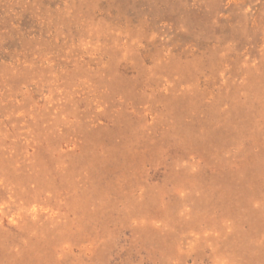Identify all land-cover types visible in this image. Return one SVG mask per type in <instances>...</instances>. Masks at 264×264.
Wrapping results in <instances>:
<instances>
[{
    "label": "rangeland",
    "instance_id": "374dc122",
    "mask_svg": "<svg viewBox=\"0 0 264 264\" xmlns=\"http://www.w3.org/2000/svg\"><path fill=\"white\" fill-rule=\"evenodd\" d=\"M0 264H264V0H0Z\"/></svg>",
    "mask_w": 264,
    "mask_h": 264
}]
</instances>
